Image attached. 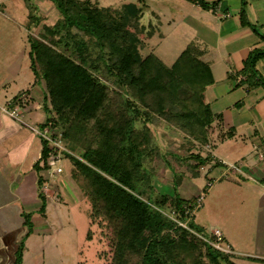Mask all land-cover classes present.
<instances>
[{"label":"trees","instance_id":"obj_1","mask_svg":"<svg viewBox=\"0 0 264 264\" xmlns=\"http://www.w3.org/2000/svg\"><path fill=\"white\" fill-rule=\"evenodd\" d=\"M50 1L63 25L43 23L44 16L36 17L30 10L28 27L42 22L40 34L28 36L30 67L44 84L46 121L62 132L65 146L79 151L80 158H68L69 178L79 198L88 200L92 214L108 226V264H235L233 254L213 246L218 242L213 234L204 235L192 224L198 196L161 193L154 197L148 191L154 169L147 162L161 156L149 126L154 118L200 146L209 141L214 117L204 101V90L212 80L200 58L202 49L189 43L167 65L147 43L155 27L149 23L145 32V26L139 25L142 8L128 7L118 13L90 0ZM189 1L214 10L221 0ZM240 19L248 25L243 1ZM263 54L261 50L249 53L247 79H254V62ZM47 151L42 141L41 159L33 165L39 174L41 209L46 204L42 186ZM189 156L201 158L199 152ZM22 255L20 242L12 264H22Z\"/></svg>","mask_w":264,"mask_h":264},{"label":"crops","instance_id":"obj_2","mask_svg":"<svg viewBox=\"0 0 264 264\" xmlns=\"http://www.w3.org/2000/svg\"><path fill=\"white\" fill-rule=\"evenodd\" d=\"M242 1L221 0L212 10L197 3L173 0L170 9L176 24L182 26L185 33L204 41L190 39L189 43L202 49L200 58L208 65L212 80L204 90V101L214 117L209 141L204 145V152L209 156L204 167L216 176L209 178L205 191L209 194L217 182L221 186L219 192L224 195L231 190L254 192L256 202L251 215L254 224L249 233L255 250L233 252V262L264 264V54L254 62V79H247L245 72L249 53L252 50L264 52V9L261 10L260 0H252L245 11L248 25H243ZM31 5L32 0L29 4L26 0H0V239L9 236L12 243L26 224V210L34 211L41 206L37 187L39 174L33 165L40 159L42 141L39 137L38 152L29 159L37 135L1 109L14 97L27 94L30 100L23 110L24 120L40 126L48 118L43 108V81L35 79L30 67L28 36L34 28L28 27ZM140 21L143 26L147 23L145 30L149 23L157 30V19L148 10L143 11ZM257 81L262 84H255ZM25 112L28 115L25 116ZM227 173L236 178L230 180ZM51 187L59 193L56 182ZM192 194L194 196L195 191ZM215 230L225 239L220 227L212 232Z\"/></svg>","mask_w":264,"mask_h":264},{"label":"rangeland","instance_id":"obj_3","mask_svg":"<svg viewBox=\"0 0 264 264\" xmlns=\"http://www.w3.org/2000/svg\"><path fill=\"white\" fill-rule=\"evenodd\" d=\"M90 1L98 7H113L118 13L126 8L129 9L128 7L148 10L157 19V30L147 43L167 65L175 60L190 39L204 43L201 39L185 33V29L176 24V19H174L176 17L170 9L171 3H174L171 2L173 0ZM185 1L196 4L189 0ZM251 1L243 0L245 11L252 4ZM260 3L261 10H263L264 0H260ZM31 11L36 17L44 16V21L41 19L43 23L55 25L58 28L63 25L62 17L50 0H32ZM41 24L42 22L38 26L40 27ZM139 25L143 26L140 22ZM38 26H33L31 31L33 36H38L42 31V28ZM159 33L162 36H159ZM26 115L28 112H25ZM153 120L149 126L153 143L160 148L161 156L155 162H147V166H152L154 169L152 187L148 191L154 197L161 193L172 195L177 193L186 198L192 197L195 191L194 196L201 197V201L197 202L190 217L194 226L201 228L202 233L207 236L213 234L212 229L220 227L225 239H220L218 243L231 254L238 251L255 250L249 233L254 224L251 216L256 202L254 192L245 190L236 193L231 190L224 195L219 192L221 186L216 182L215 188L210 190L209 194L206 193L205 185L210 181L209 178H215L216 175L212 172L208 173V168L204 167L207 163L204 157L208 156L204 152V146H200L160 118L156 117ZM39 146V136H36V144L29 159L37 154ZM65 148L67 151L64 152L62 161L63 171L55 180L59 193L50 185L47 190L42 189L48 200L45 208L33 209L34 211L27 208L24 215L27 222L21 232L19 230L17 237L14 236L17 238L15 242L9 241L7 238L9 236H3L0 239V264L13 263L14 248L16 249L20 242L23 245L22 264L109 263L111 234L108 226L103 218L92 214L88 200L79 198V191L69 178L70 161L68 158L69 156L80 158V154L76 148L70 146H65ZM214 151L219 154L218 149ZM195 152L201 154L200 159L189 156ZM200 163L203 164L200 165ZM227 175L230 180L236 178L231 173ZM166 214L173 219L172 212ZM245 214L246 216L243 217Z\"/></svg>","mask_w":264,"mask_h":264},{"label":"built area","instance_id":"obj_4","mask_svg":"<svg viewBox=\"0 0 264 264\" xmlns=\"http://www.w3.org/2000/svg\"><path fill=\"white\" fill-rule=\"evenodd\" d=\"M29 100V95L22 94L16 99L10 100L5 106L1 107V109L6 115L19 122H22L31 132L39 136L47 147L48 168L44 171V178L46 179V182L42 188L47 190L50 183L54 182L57 176L63 171L62 161L64 158V152H66L67 149L65 148L62 141V132L57 127H55L51 121H45L42 125L37 126L24 120L23 110ZM230 167L234 168L233 165H230ZM200 201L201 197L198 198L197 202ZM180 225L185 226L183 223H180ZM213 235L218 241L221 239V233L218 230L213 231ZM213 246L223 252H230L229 250L222 248L218 242L213 243Z\"/></svg>","mask_w":264,"mask_h":264},{"label":"water","instance_id":"obj_5","mask_svg":"<svg viewBox=\"0 0 264 264\" xmlns=\"http://www.w3.org/2000/svg\"><path fill=\"white\" fill-rule=\"evenodd\" d=\"M140 24H141V21H140ZM145 26L147 27V23L145 22Z\"/></svg>","mask_w":264,"mask_h":264}]
</instances>
